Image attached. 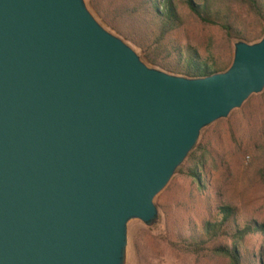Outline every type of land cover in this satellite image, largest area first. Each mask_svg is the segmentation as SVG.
<instances>
[{
  "label": "water",
  "instance_id": "95a60500",
  "mask_svg": "<svg viewBox=\"0 0 264 264\" xmlns=\"http://www.w3.org/2000/svg\"><path fill=\"white\" fill-rule=\"evenodd\" d=\"M264 91V35L169 73L86 0H0V264H126L202 131Z\"/></svg>",
  "mask_w": 264,
  "mask_h": 264
},
{
  "label": "trees",
  "instance_id": "16d2710c",
  "mask_svg": "<svg viewBox=\"0 0 264 264\" xmlns=\"http://www.w3.org/2000/svg\"><path fill=\"white\" fill-rule=\"evenodd\" d=\"M89 5L145 61L187 77L227 70L237 41L264 35V0H89ZM233 160L244 166L249 185L264 190V91L206 127L158 196L160 218L150 229L165 222L158 238L176 257L264 264V222L243 214L228 186Z\"/></svg>",
  "mask_w": 264,
  "mask_h": 264
},
{
  "label": "rangeland",
  "instance_id": "374dc122",
  "mask_svg": "<svg viewBox=\"0 0 264 264\" xmlns=\"http://www.w3.org/2000/svg\"><path fill=\"white\" fill-rule=\"evenodd\" d=\"M86 1L89 4V0ZM95 15L97 16L96 13ZM98 19L101 21L99 17ZM101 22L103 23V21ZM103 24L107 26L105 23ZM232 114L233 112L229 115V117ZM220 129L224 130L221 126ZM228 155L229 159H233L230 155V152ZM232 170L234 172V177L229 180L228 186L230 187V191L234 199L242 208L243 214L257 217L259 220L264 222V190L259 187H253L249 185L247 182L244 166L238 162H235V160L232 161ZM158 196L155 200L156 205L158 202ZM159 212L161 213L160 209ZM164 226L165 222L163 221L156 229L151 230V227H146L139 220L131 221L128 225L126 264H225V262L221 259L211 260L204 258L200 261H196L190 257H176L168 248L165 247L163 243L160 242V239L158 238L162 233Z\"/></svg>",
  "mask_w": 264,
  "mask_h": 264
}]
</instances>
